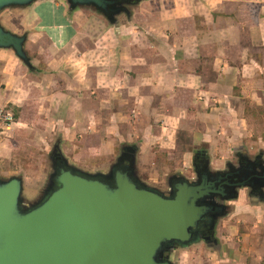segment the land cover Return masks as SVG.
<instances>
[{
  "label": "crops",
  "instance_id": "0c3cea01",
  "mask_svg": "<svg viewBox=\"0 0 264 264\" xmlns=\"http://www.w3.org/2000/svg\"><path fill=\"white\" fill-rule=\"evenodd\" d=\"M82 12L64 0H40L0 15L5 29L27 34L30 57L48 65L29 69L0 48V104L19 121L0 140L8 175L13 168L4 157L51 136L70 159L92 168L135 141L143 164L157 153L185 159L196 143L188 136L213 153L227 152L224 136L227 143L248 138L264 163V0L143 1L92 43L81 30L80 20L90 17ZM254 207L259 223L245 257L229 248L235 256L213 264H264V208Z\"/></svg>",
  "mask_w": 264,
  "mask_h": 264
},
{
  "label": "water",
  "instance_id": "95a60500",
  "mask_svg": "<svg viewBox=\"0 0 264 264\" xmlns=\"http://www.w3.org/2000/svg\"><path fill=\"white\" fill-rule=\"evenodd\" d=\"M38 1L0 0V15ZM64 1L73 11L92 7L114 26L130 2ZM27 39L0 21V48L32 69ZM54 151L50 182L33 205H22L23 179L0 176V264H174L165 253L199 243L203 230L228 214L223 203L236 199L238 189L264 187V163L250 158L246 166L218 172L206 163L196 168L195 180L174 176L170 192H163L138 177L136 151L127 150L100 173L71 165L58 145Z\"/></svg>",
  "mask_w": 264,
  "mask_h": 264
},
{
  "label": "rangeland",
  "instance_id": "374dc122",
  "mask_svg": "<svg viewBox=\"0 0 264 264\" xmlns=\"http://www.w3.org/2000/svg\"><path fill=\"white\" fill-rule=\"evenodd\" d=\"M143 1L149 0H130L129 3L126 2L123 4L126 11H123L116 16L117 24L119 25L121 21L127 22ZM80 8L83 10L82 16H90L87 18L88 24L84 25L83 20H80L79 23L82 24V33L84 35L90 34L88 40L91 43L96 39H94V35L99 36L105 32L106 28L115 27L105 15L98 12L94 8ZM28 56L30 57L29 54ZM30 59L32 61V65H36L32 69H38L37 67L44 69L48 67L46 63H43V58L34 56L30 57ZM254 126L257 129L259 128L258 123H255ZM10 137L11 136L8 138ZM186 139L189 145H192L195 142L196 143L195 148H191L193 153L189 154L185 159L180 152L169 155L166 153H157L153 154L152 158H148L145 164H143L141 159H139V151L135 149L134 145L137 143V141H135L133 144L126 142L127 144L118 148L117 153L109 161L107 160L105 164H100L102 162L94 163L95 167L92 168L81 164L79 165L78 162L70 159L66 155L67 148L62 146V143H59L61 139L58 136H51L46 139L44 138L39 144H23L17 153H13L12 157L11 154H8L9 157H4V165H10L13 168V174L8 175L4 167L1 169L3 165L1 166L0 164V176L4 181L8 180L11 176H17L23 179L24 191L22 194V205L30 206L42 197L44 190L50 182V177L53 173V156L56 145L59 146L62 156H64L71 165L77 166L78 168L91 173L109 171L118 162L122 154L127 152V150L130 149L132 151H136V168L138 177L149 186L160 189L163 192H170L169 179L174 176L184 177L188 180H195L197 178L194 160L199 154L206 157L207 163H209L210 169L213 172H218L226 171L229 163L235 165L236 167L238 164L237 152H241L243 155L253 160L255 157L261 156L260 151H262H259L258 148L251 149L246 141L248 138L242 137L233 139L231 140L232 142L229 141V143H227V137L224 136L221 140L224 141L225 144L229 145L227 152L225 153H213L212 147L207 146L205 143L199 144L197 140L193 141L195 139H191L190 136ZM255 140L258 141V139ZM20 142L21 139H18L17 137L14 140H10L8 143L11 146H16ZM141 164L145 166L139 168ZM238 193L239 197L237 199L232 200L230 203H223L228 209V214L224 217H219L216 221L218 247H211L203 240L188 248H181L177 246L170 251L168 255V258L174 264H213V258L217 257L219 259H225V257L234 255L235 251H228L229 248L237 249L239 252L238 256L245 257V252L247 250L244 249L249 242L247 236L251 233L250 229L256 228L259 223V217H257L258 210L254 207V205L259 204L264 208V201H260L261 199L252 200L250 188L238 189ZM261 198L263 199L264 197L261 196ZM253 231L257 232V230ZM255 245H257L256 242L252 244L250 243L249 247H254ZM217 249L220 250L217 251Z\"/></svg>",
  "mask_w": 264,
  "mask_h": 264
},
{
  "label": "flooded vegetation",
  "instance_id": "af4514ba",
  "mask_svg": "<svg viewBox=\"0 0 264 264\" xmlns=\"http://www.w3.org/2000/svg\"><path fill=\"white\" fill-rule=\"evenodd\" d=\"M237 159H238V164L236 165L237 168H240V166H246V163H247V159H249V157H246L245 155H243L241 152H237ZM254 160H257L258 162H263L262 159L257 156L255 157ZM206 163H207V160H206V157H204L203 155H198L195 157V160H194V164H195V169H201V168H204L206 166ZM233 165L231 163L228 164V168L227 170H229V167ZM197 175V174H196ZM263 189L264 187L257 193H254L251 189H250V194H251V199L252 200H258L260 199V196L263 197ZM239 197V193L237 194V198ZM236 198V199H237ZM231 201H229L230 203ZM217 225H215L214 227H207L205 228L203 231H204V236L202 238V240L204 242H206L209 246L211 247H218V242H217V228H216ZM175 247L177 246H174L173 248H171L170 250H168L167 253H165V257L168 258V255L170 253V251H172Z\"/></svg>",
  "mask_w": 264,
  "mask_h": 264
},
{
  "label": "built area",
  "instance_id": "2783aa9c",
  "mask_svg": "<svg viewBox=\"0 0 264 264\" xmlns=\"http://www.w3.org/2000/svg\"><path fill=\"white\" fill-rule=\"evenodd\" d=\"M17 115L8 105L0 104V140L7 139L18 129Z\"/></svg>",
  "mask_w": 264,
  "mask_h": 264
},
{
  "label": "trees",
  "instance_id": "16d2710c",
  "mask_svg": "<svg viewBox=\"0 0 264 264\" xmlns=\"http://www.w3.org/2000/svg\"><path fill=\"white\" fill-rule=\"evenodd\" d=\"M260 201H264V200H260Z\"/></svg>",
  "mask_w": 264,
  "mask_h": 264
}]
</instances>
